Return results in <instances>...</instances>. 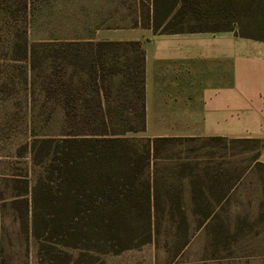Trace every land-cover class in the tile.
<instances>
[{"label":"trees","instance_id":"trees-1","mask_svg":"<svg viewBox=\"0 0 264 264\" xmlns=\"http://www.w3.org/2000/svg\"><path fill=\"white\" fill-rule=\"evenodd\" d=\"M139 2L146 7L140 10L134 25L151 29L154 34L233 32L244 38L264 39V0ZM20 3L24 10L30 9L29 1ZM9 12L6 9L5 13ZM129 46L131 49L121 48L123 53L136 54L139 64L124 71L121 84L137 97L138 111L135 104L130 111L139 117L143 128L141 51L136 44ZM101 47L89 61L80 64L85 77L78 79L79 87L74 88L71 79L67 86L58 78L56 84L52 83L59 95L78 97L80 104L72 106L66 102L61 107L62 117L55 123L57 134L42 135L30 126L32 136L22 146L30 156L29 178L18 177L6 183L12 195L6 198L0 192V209L14 210V218L19 220L26 239L37 243V255L48 256L52 264L78 263L95 254L116 253L147 244L158 246V228L163 218L178 223L184 221L186 211L194 230L168 237L167 244L177 253L184 250L198 230L207 236V247L212 250L222 245L223 237L232 241L242 229L248 231L251 224L240 219L233 223L236 232L230 233L231 236L227 232L225 237L222 231L225 209L236 190L231 174L225 171L230 164L222 159L232 156L236 145L246 146L250 141L230 140L226 144L221 138L202 140L190 151L195 156L180 160L170 169L175 180L185 181L187 202H181L180 192L172 184L162 191L163 177L159 178L154 163L158 143L181 139L138 140L126 136L135 130L133 127L119 129L131 123L123 118L129 107L122 103L111 106L106 82L118 70L114 67L106 70L104 60L119 48ZM24 52L27 57L31 49L25 48ZM89 92L92 101L87 102L84 95ZM90 125L98 131L87 133L85 128ZM254 166L256 172L264 174V164L255 162ZM260 191L262 199L254 219L259 227L264 226V183Z\"/></svg>","mask_w":264,"mask_h":264},{"label":"rangeland","instance_id":"rangeland-1","mask_svg":"<svg viewBox=\"0 0 264 264\" xmlns=\"http://www.w3.org/2000/svg\"><path fill=\"white\" fill-rule=\"evenodd\" d=\"M22 1L30 2L29 10L23 9L20 0H0V192L6 198L12 195V191L6 188L8 181H15L18 177L29 178L30 156L28 150L22 146L32 136L29 132L30 126L35 127L42 135L57 134L55 123L62 117L61 107L66 102L72 106L80 104L78 97H67L62 92V95H59L60 92L53 89L57 78L62 79L65 86L71 79L74 88L79 87L81 79L85 77L80 70V64L89 61L90 55L82 50H66L65 44L53 42V39L93 34L158 35L151 29L147 32V28L134 25L140 10H145L146 7L139 0ZM6 9L10 11L7 14ZM25 48L31 49L27 57ZM136 59V54H124L123 49H116L111 55L104 57L106 70L111 67L118 70V74H114L112 78L108 77L106 82L111 92L110 104L115 106L122 103L129 107L128 112L123 113V118L131 123L123 124L119 129L133 127L135 130L128 132L126 136L138 140L153 139L155 135L173 138L174 133L186 125L155 122L173 119L171 116L157 115L159 111L172 115L173 109H152L153 115L149 119L154 122L145 123L143 128L139 117L130 111L134 104L138 111L139 101L121 82L125 79L124 71L139 64ZM53 82L55 84L52 85ZM119 90L122 91L120 94ZM83 93L81 92L82 95ZM116 94L120 96L118 99ZM90 97V92L84 95L87 102L92 101ZM85 129L87 133L98 131L94 125ZM186 140L158 143L157 158L154 162L159 178L163 177L160 180L161 190L164 191L172 184L179 190L183 203L189 199L187 186L185 181L175 180L170 169L180 160L195 156L190 151L198 143ZM255 147V144H247L244 156L236 157L234 154L244 150V146H236L235 152L230 154L233 155L225 156L222 161L228 162L232 167H242L246 164L245 161H251V151ZM217 151L222 152L220 148H217ZM224 154L226 155L227 151H224ZM237 191L231 204L225 209L222 231L225 232V237L227 232L229 236L230 233H235L233 223L236 219L251 224V227L248 231L242 229L244 231L232 241L223 237L222 245L215 250L207 247V236L200 230L191 236L181 253H177L167 244L168 237L175 236L177 232L182 234L194 230L193 221L186 211L184 221L178 223L163 218L158 228V246L147 244L116 253L95 254L92 258L71 264H264V226L254 224L258 203L262 199L260 187L248 180ZM14 216V210L10 207L0 209V264H52L48 256L37 255V243L33 239H26L19 220Z\"/></svg>","mask_w":264,"mask_h":264},{"label":"crops","instance_id":"crops-1","mask_svg":"<svg viewBox=\"0 0 264 264\" xmlns=\"http://www.w3.org/2000/svg\"><path fill=\"white\" fill-rule=\"evenodd\" d=\"M53 42L90 56L101 44L106 50L130 49L129 44H136L141 51L144 123L154 122L149 119L154 108L173 109L172 115L157 113L173 119L155 121L186 125L173 138L192 143L210 138H221L226 144L230 140L250 141L248 144L256 146L251 161L242 167L227 165L225 171L236 188L231 197L248 180L261 189L264 174L255 171L254 163L264 164V39L244 38L233 32H194L78 35L56 37ZM240 146H244V153L239 151L236 157L247 152L245 145Z\"/></svg>","mask_w":264,"mask_h":264},{"label":"built area","instance_id":"built-area-1","mask_svg":"<svg viewBox=\"0 0 264 264\" xmlns=\"http://www.w3.org/2000/svg\"><path fill=\"white\" fill-rule=\"evenodd\" d=\"M264 139V138H263Z\"/></svg>","mask_w":264,"mask_h":264}]
</instances>
